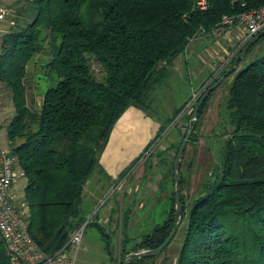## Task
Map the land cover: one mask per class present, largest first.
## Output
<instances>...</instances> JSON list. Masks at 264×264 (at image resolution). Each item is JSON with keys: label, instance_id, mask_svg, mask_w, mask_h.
I'll return each instance as SVG.
<instances>
[{"label": "trees", "instance_id": "1", "mask_svg": "<svg viewBox=\"0 0 264 264\" xmlns=\"http://www.w3.org/2000/svg\"><path fill=\"white\" fill-rule=\"evenodd\" d=\"M198 1L28 0L22 14L18 11L9 23L11 29L0 40V84L9 92L13 108L6 126L7 150L13 169L17 167L25 180L23 197L17 205L12 199L11 203L44 254L60 252L85 222L78 206L93 173L103 171L99 159L125 111L134 108L149 118L150 93L168 78L167 65L196 39H222L212 32L223 17L236 19L264 7V0H205L206 9L200 11ZM237 24L234 21L232 27ZM263 39L217 87L229 80L220 105L221 131L213 136L219 147L210 148L207 176L189 208L183 191L200 167V124L217 88L190 123L193 131L179 170L180 221L174 236L179 238V249L174 264H264V54L237 70ZM249 42L237 50L235 41L229 63L200 90L184 123L170 133L172 141L168 134L163 141L166 147L159 150L163 156L157 158L166 171L163 180L170 184L166 220L130 247L121 243L113 264H124L130 254L155 250L169 236L174 223V162L187 134L186 123L205 91ZM45 48L51 57L45 63L46 74L55 83L42 95L37 110H31L26 100L27 70ZM91 61L100 67V80L92 73ZM156 256L129 264H154ZM0 264H10L1 237Z\"/></svg>", "mask_w": 264, "mask_h": 264}, {"label": "rangeland", "instance_id": "2", "mask_svg": "<svg viewBox=\"0 0 264 264\" xmlns=\"http://www.w3.org/2000/svg\"><path fill=\"white\" fill-rule=\"evenodd\" d=\"M27 2L28 0H9L5 2V8H7L8 12L6 11L5 19L0 22V40L3 34L11 29L12 26L9 23L11 21L14 22V19L17 18V12H20L19 15L22 14L21 10L26 8ZM21 21L22 19L19 17V24ZM236 28L234 35L239 33L237 32L239 28H242L241 23L237 24ZM231 41L235 43V38H231ZM197 43L193 42L195 50H193L191 56L189 53L184 55L188 65L180 64V61L176 60L177 63L173 62L171 66L170 64L166 66V69L169 71L168 78L161 80L160 84L150 93L148 100L146 114L149 115L153 123H150L148 126H141V131L139 129L133 131L134 135L132 138L127 140L123 148H121V154L118 156L119 162L120 164L123 162V166L129 165L130 168L125 171L126 174L120 180L122 182L120 191L115 192L116 185L119 183V180H117L119 172L109 175L105 171H101V173L95 171L90 179V183L92 182L93 186L97 183H102L103 186L99 189H88L85 187L83 194L85 197L78 206L80 215L85 218V222L82 224L83 226L85 225V228L77 256V264H81L82 262H86L87 264H113L118 257V248H120L121 243L123 248L126 245L130 247L136 240L150 234L155 227L162 225L166 220L168 213L166 202L161 201L160 192L154 193L155 189L162 187L160 186V180L165 170L163 162L159 163L160 160L157 158L158 156H163L159 150L165 149L166 146L163 141L167 134L168 139L172 141L170 133L172 135L175 133V125L180 126V124L184 123L198 95L202 92L200 90L205 85L212 83L217 77L218 71L230 61L223 43L227 46L230 44L226 43L225 40H219L214 43L212 39H204V44ZM45 51L46 48L43 49L41 56H38L29 65L27 70L25 80L26 100L27 106L31 110H37L42 95L48 88L53 87L55 83V80L49 78L46 74L45 63H48L51 57L44 53ZM262 54H264V39L247 54L237 70L244 69ZM199 55H203L201 66L197 65L199 63L197 60ZM39 60L42 63L38 69L37 63ZM224 62H226L225 66H223ZM90 68L94 77L100 80V67L91 61ZM228 84L229 80L225 81L222 86L215 90L209 101L208 112L202 118L200 124L199 134L202 135V138L197 148L198 164L200 167L196 166L192 182L183 191L189 208L198 198L196 193L198 192L200 182L207 176L205 173L209 169L206 166L209 164L212 156L210 154L213 152L210 148L218 149L219 147L217 139H214L213 136L221 131L220 123L222 124V115H220V105ZM183 107V112L178 115V112ZM12 116L13 108L10 102V94L0 84L1 146H5V129ZM142 124L140 123L139 126ZM158 127L160 130L156 135L154 132ZM163 132H165L163 134L164 137L156 140L155 144L152 145L156 137ZM150 139H152V143L150 142L151 144L144 149L146 141ZM190 155L191 150L186 154V163ZM109 170L112 171L111 166H109ZM14 175L15 197L16 199H20L23 197L25 180L17 167L14 169ZM113 181L116 182V184L114 183L115 186H109ZM150 181L153 182L152 186L149 185ZM152 193H154V196H151ZM16 202H14L15 205H17ZM94 214H96L95 218L92 217ZM87 223L88 225H86ZM178 249L179 238L176 236L166 250L156 256L154 264H174ZM106 255L112 257L113 261H110L111 259Z\"/></svg>", "mask_w": 264, "mask_h": 264}, {"label": "built area", "instance_id": "3", "mask_svg": "<svg viewBox=\"0 0 264 264\" xmlns=\"http://www.w3.org/2000/svg\"><path fill=\"white\" fill-rule=\"evenodd\" d=\"M5 0H0V22L5 19ZM200 11L206 9L205 0L197 2ZM234 21L242 25V33L235 34ZM264 30V7L249 13L242 14L236 19L223 17L217 30L212 34L215 37L226 39L235 38L237 50L261 31ZM234 35V36H233ZM14 184L13 160L6 149H0V237L6 248L10 264H77L85 225L75 230L69 237L67 244L60 252L48 256L44 254L32 241L27 229V222L11 203L10 190ZM68 250H67V248ZM81 264H86L82 262Z\"/></svg>", "mask_w": 264, "mask_h": 264}, {"label": "crops", "instance_id": "4", "mask_svg": "<svg viewBox=\"0 0 264 264\" xmlns=\"http://www.w3.org/2000/svg\"><path fill=\"white\" fill-rule=\"evenodd\" d=\"M8 1L9 0H5L4 1V5H6L5 2H8ZM239 32L242 33V29L241 28H239ZM204 39H210V38L196 39L193 42H198L200 44H204L203 43ZM223 40H225V39H223V38L221 39L220 38V41H223ZM212 41L215 43V42H217L219 40H212ZM225 41H226V43L231 45V46L230 45L227 46L225 43H223L225 45V48H226L225 52H227L229 59H231L234 56L235 52H236L235 50H233V47H232V46H234V43L231 40H228V39L225 40ZM193 42H192V44L189 45V47H188L187 51L185 52V54L179 56L176 59L177 61L178 60L180 61V64L183 63L184 65H188V62L185 59L184 55H187V53H189V55L191 56L193 54V50H195L194 47H193L194 46ZM202 56L199 55V57L197 58V60L199 61V63H197V65H199V66H201V64H202V62H201L203 60ZM176 60L173 61V62L177 63ZM226 62H227V60H226ZM226 62L223 63V66L226 65ZM140 123H143V124L139 126ZM150 123H153V122L150 120V118L146 117L141 111H138V110H136L134 108L127 109L125 111V113L121 116V118L117 121V123L115 124L114 129H113V131H112V133L110 135L109 141L107 143V146H106L104 152L102 153V155H101V157L99 159V166L101 167V169L103 171H105L106 173H108L109 175L110 174L113 175L114 173L119 172L118 178L121 177L122 174L127 169L130 168L129 165L123 166L124 163L121 162L122 164H120V162H119V157L118 156H119V154H121V152H120L121 148H123V145H124V143L127 140L132 138V136L134 135L133 131L138 130V129H139V131H141V126H144V125L148 126V125H150ZM158 131H159V127L155 130L154 134H156ZM4 139H5V146H1L0 145V149H6L7 150L8 149V143H7V140H6V129H5V138ZM151 140L152 139H150L149 141L148 140L146 141L147 143L145 145V148L150 144ZM172 154L173 153H170L169 156H172ZM138 156H140V155H138ZM110 161H111V163H110ZM130 164H132V163L130 162ZM109 166L112 167V171L109 170ZM165 172L166 171L164 170L163 174L161 175V180H160L161 181V185H162V183H164L165 186L162 185V187L155 189V192H154L155 194H157L158 192L161 193L160 197H161V201L162 202H166L167 201V197H168V194H169V191H170L169 181L165 180V179L163 181ZM91 183L88 182V184L86 186L88 189H90V188L99 189L100 187L103 186L102 183H97L95 186H93ZM114 183L116 184L115 181L111 182V185L109 184V186H112V185L115 186ZM152 184H153V182L150 181L149 185L152 186ZM120 185L122 186V182H119L118 185H116L115 192L120 191ZM14 186L15 185L13 184L12 189L10 190V197H11L12 201L15 202V201L20 200L21 198L20 199L19 198L16 199V197H15L16 190H14ZM106 188H109V187H106ZM154 193H152L151 196H154L153 195ZM121 196H122V194H121ZM96 200H98V199L96 198ZM161 218H162V215H161Z\"/></svg>", "mask_w": 264, "mask_h": 264}, {"label": "water", "instance_id": "5", "mask_svg": "<svg viewBox=\"0 0 264 264\" xmlns=\"http://www.w3.org/2000/svg\"><path fill=\"white\" fill-rule=\"evenodd\" d=\"M264 36V30L261 31L258 35H256L253 39L250 40V42L243 48V50L241 51V53L237 56V58L234 60V62L231 64V66L229 67V69L225 72V74L214 84L212 85L208 90L205 91V93L203 94V96L199 99V101L197 102V104L195 105L193 112L190 116L189 122L187 123V134L184 138V140L182 141L176 157H175V162H174V223H173V228L169 234V236L166 238V240L163 242V244L158 247L155 250H149V251H141L138 252L136 254H130L126 261L124 262V264H129L130 262L133 261V259H140V258H144V257H152V256H156L162 253V251L168 247V245L170 244V242L173 240L176 231L178 230L179 227V221H180V190H179V170H180V164H181V160L186 148V145L190 139L191 133L193 131V126L190 125L191 122H195L197 119V114H198V110L201 106V104L205 101V99L208 97V95L215 90L224 80L225 78H227L231 73H233V71L235 70V68L237 67L239 61L242 59V57L244 56V54L258 41L260 40L262 37Z\"/></svg>", "mask_w": 264, "mask_h": 264}]
</instances>
